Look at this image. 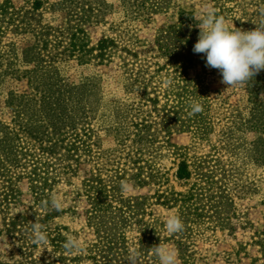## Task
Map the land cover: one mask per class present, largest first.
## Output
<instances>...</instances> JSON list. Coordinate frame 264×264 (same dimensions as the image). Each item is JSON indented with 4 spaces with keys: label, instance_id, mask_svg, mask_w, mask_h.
<instances>
[{
    "label": "rangeland",
    "instance_id": "1",
    "mask_svg": "<svg viewBox=\"0 0 264 264\" xmlns=\"http://www.w3.org/2000/svg\"><path fill=\"white\" fill-rule=\"evenodd\" d=\"M100 1L106 12L88 23L94 0H48L36 32H50L55 44L60 32L82 28L85 50L112 39L103 61L92 57L96 49L86 62L77 54L45 63L32 49L35 34L13 24L0 30V194L17 179L14 198L0 201V258L19 257L7 232L13 219L54 214L47 225L83 246L65 253L64 264H128L133 248L140 264H160L159 244L177 252L178 264H264V82L228 88L192 51L206 9L248 31L243 16L264 0ZM23 5L0 0V7ZM193 100L203 111L189 115ZM16 150L31 155L28 169L10 166ZM182 163L189 178L178 176ZM104 167L105 181L107 172L115 177L96 214L89 179ZM31 178L52 187L36 192ZM122 181L130 191L122 192ZM52 195L62 211L45 206ZM171 214L182 232L166 231ZM109 242L115 249L102 252Z\"/></svg>",
    "mask_w": 264,
    "mask_h": 264
},
{
    "label": "trees",
    "instance_id": "2",
    "mask_svg": "<svg viewBox=\"0 0 264 264\" xmlns=\"http://www.w3.org/2000/svg\"><path fill=\"white\" fill-rule=\"evenodd\" d=\"M47 1L48 0H24V5L21 8H18L17 6L11 8H6L4 6L0 7V30L4 31L6 29V25L13 24V30L35 34L37 41L32 49L35 50L36 55L45 63H52L55 60L59 59L72 58L77 54L78 57H80L81 61L86 62L91 59L87 58L89 57L87 55H93V50L96 49L98 50V54L92 57L100 59V61L106 60V57L109 54V47L114 43L112 39H103L99 42L97 48L85 50L84 45L86 44H83L78 35L80 34V32H83L82 28H78L75 33H70L68 37L63 34L64 32H60L54 37L56 39H62L60 41H57L55 44H53L50 40V32H45L42 30L37 33V29L41 28L40 26L37 27V24H39L40 18L42 16V12H40V10H43ZM94 1L95 4L94 6H91L90 14L87 16L88 18H86V22L89 21L91 23L93 21H98L100 17L102 18L104 12H106L104 3H102L100 0ZM259 10H254L252 13H250V16H243V21L241 20L242 24L255 29V23H257L259 19ZM244 14L248 15L247 12H244ZM185 23H188V21L186 20ZM251 81H254V83L264 82V75L257 74ZM261 88H263L262 92H264V84L261 86ZM261 141L263 142V140ZM28 156L30 157L31 155L23 151L16 150L14 155L10 159H8L9 161H12L10 162V166H12V168H16L17 170L21 167L28 169V166H30V164H26L24 162V160H26ZM260 157H264V152L260 154ZM106 170L108 171L109 169ZM106 170L105 167L99 168L98 172L100 173L93 174L89 179L90 193L88 198L90 204L92 205V212H96V214H99L97 212L100 211V205L103 203V196H106V193L110 191L108 188L109 186L107 185H110L114 182L113 178L115 176H110L108 172V181H105V179L102 177L103 171ZM178 176L180 179H186L190 177V171L188 170L186 163H182L178 171ZM30 180L31 187L36 192L45 193L52 187V182H50L49 180L40 181L34 178H31ZM16 181L17 179H10L8 181L9 184H6V186L4 187L5 190L1 192L0 201L3 205H7L10 200L14 198L13 195L17 193ZM115 187L116 186H113V188ZM52 217H55V215L47 214L46 217L38 219L36 215L33 214L32 216L13 219L8 224L7 232L12 236L16 246L18 247L19 257L15 260L6 261L0 258V264H64V261L69 259L65 254L66 252L63 248V244L66 240L60 228L52 229L47 225V221ZM36 220L44 226V230H46L48 239L50 241V244L48 245V248L50 249L48 257L44 256L41 258H36L34 256L35 250L42 247L32 244V242L28 239L30 233V224L36 222ZM107 229L108 228L104 230V236L106 233L107 235L105 236V238L112 239L111 232H109V230ZM109 229L113 228L110 227ZM112 246L113 242H109L108 246H106V250H103L102 252H106L108 249H115ZM102 257H104V254L102 255ZM111 264L114 263L111 262Z\"/></svg>",
    "mask_w": 264,
    "mask_h": 264
},
{
    "label": "clouds",
    "instance_id": "3",
    "mask_svg": "<svg viewBox=\"0 0 264 264\" xmlns=\"http://www.w3.org/2000/svg\"><path fill=\"white\" fill-rule=\"evenodd\" d=\"M255 25L254 30L248 31L234 26L229 28L225 17L211 8L206 9L199 19L200 31L192 51L194 54H203L206 67L219 70L221 83L228 88L245 85L264 70V8L259 10V19ZM162 84L169 88L173 80L170 77L165 78ZM190 108L189 115L203 111L202 104L195 100L190 103ZM121 190H131L127 181L121 182ZM63 203L59 196L52 195L45 206L50 204L53 210L62 211ZM165 228L170 234L180 233L184 229V223L178 214H171L165 221ZM28 239L43 250L48 249L50 244L44 226L37 220L30 224ZM63 248L70 255L83 251L82 242L73 236L66 239ZM153 252L160 264H178V254L174 250L159 244L153 247ZM140 256L138 249H131L127 257L128 264H140Z\"/></svg>",
    "mask_w": 264,
    "mask_h": 264
}]
</instances>
